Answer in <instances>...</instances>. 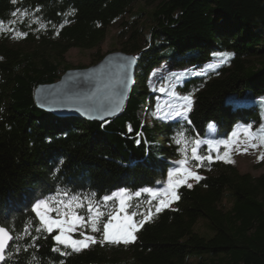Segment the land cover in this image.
<instances>
[{"label": "trees", "instance_id": "trees-1", "mask_svg": "<svg viewBox=\"0 0 264 264\" xmlns=\"http://www.w3.org/2000/svg\"><path fill=\"white\" fill-rule=\"evenodd\" d=\"M136 1L0 0V222L19 237L6 250L13 252L6 264H192L193 258L264 264V174L205 161L215 172L191 188L180 186L175 207L159 213L156 199L143 191L166 177L180 136L189 141L203 137L211 121L215 135H225L238 121L262 118L261 102L240 109L229 97L264 94V0L160 1L147 12L155 26L146 42L138 36L144 35L145 22L132 34L129 50L123 48L139 55L136 76L125 107L110 119L58 117L36 103L39 85L57 81L61 71L72 68L64 63L67 52L97 46L109 25ZM144 13L143 7L137 11ZM17 32L27 33L23 44L12 43ZM218 58L223 62L205 70ZM166 61L188 68L176 80L177 89L193 95L191 110L171 119L154 114L155 95L148 84L151 72ZM121 189L131 197L127 210L137 214L136 220L149 211L155 215L136 232L135 242L102 244L103 224L119 206L116 197L102 198ZM72 196L83 201L78 214L85 220L89 200L93 213H103L97 225L101 231L83 230L97 241L86 249L73 252L59 245L61 251L54 252L56 232L35 231L39 220L32 206L46 197L67 201ZM225 198L229 207L222 205ZM200 220L209 235L196 229Z\"/></svg>", "mask_w": 264, "mask_h": 264}, {"label": "rangeland", "instance_id": "rangeland-1", "mask_svg": "<svg viewBox=\"0 0 264 264\" xmlns=\"http://www.w3.org/2000/svg\"><path fill=\"white\" fill-rule=\"evenodd\" d=\"M162 0H138L136 1L129 12L124 14L122 17L114 21L108 27V32L106 37L95 47L93 48H78L72 47L65 56V64H69L73 67L80 66H91L92 64L97 63L101 60L102 56L113 51H123V48L126 47L129 50L130 46L133 43L132 34L135 32L137 28H141L142 24H145L144 35L141 33L140 35L142 43H145V35H149L152 27L155 26V22L153 19H150L149 14ZM144 8L145 13L142 15H138L137 11L139 8ZM131 37V38H130ZM12 43L15 44H23L25 41V36L17 37L16 35L11 36ZM30 47L33 48V45ZM137 54V52L135 53ZM215 62H211L208 65H205V70L212 68L214 64H220L223 62L222 58H218L214 60ZM184 67H177L171 61L162 62L158 65L150 74L148 79L149 88L154 92L155 101H154V114L156 116H160L163 114H170V119L175 115L177 111H183V105L186 102L183 100L184 96H190L193 102V95L180 93L177 89V82L180 78L185 74L182 71ZM63 74L64 71H61ZM167 78V79H166ZM167 80V81H166ZM163 89V91H161ZM229 100L235 105L239 106L240 109L250 107L253 102H261L259 103V109L263 112V116L260 120H252L251 122H242L238 121L235 123L233 129L229 134L223 135L222 133H218L215 135L217 130L214 122H210L207 127V135L203 137H199L201 143L199 145L195 144V140L189 141L182 136L178 140L181 141L179 144L177 152L178 156H171L169 161L171 163L170 168L167 171L166 177L159 183L156 188H147V189H160L161 192L158 195H152L154 199H156L157 203H159L160 199L169 198L167 196V189L169 188V182L180 179L181 177L176 174L173 170L182 168V165L179 163L182 159H187L188 163L185 165L186 167L191 168L196 171L199 175L204 176L206 174H212L215 172V168L213 165H205L203 164L205 161L206 164L217 163V162H225L221 159H215L217 154L223 156L224 152L227 150L229 152L228 159L233 162V165L237 166V168L241 172H250L253 175H261L264 174V159H259L258 157L264 153V142L261 141V137H264V94L260 96H255L251 91H246L243 96H230ZM192 107V106H191ZM189 112V111H187ZM148 113L145 110L141 111V116L143 119L149 121ZM249 125H251V129H249ZM228 140L229 146L227 149L224 148L223 144L219 143L220 141ZM211 142V143H209ZM255 144L256 147H252ZM196 147L198 149V154L202 156H208L211 154L213 159L211 161L205 160L200 167H195L198 163L197 161L192 159V148ZM246 149V150H245ZM218 150V152H217ZM173 172V175L170 177L169 172ZM188 183H191L192 186L196 183L191 178L188 179ZM186 184H181L176 188L178 191L179 187ZM125 190V189H121ZM121 190L116 191V198L119 200L118 209L113 213L112 216L119 217V220H113V224H118L120 220L123 219L124 215H131L128 212V198L129 194L126 192H121ZM149 193V192H148ZM123 198L126 200V208L125 212H121L120 208V199ZM175 202H171V208L175 207ZM223 206L229 207L231 205V201L228 198H225ZM43 210V209H42ZM53 216H55L52 213ZM134 222H139L133 216ZM196 229L203 234L209 235L210 229L207 223L204 220H200L196 226ZM56 233L57 230H54ZM86 233V232H85ZM87 235H92L86 233ZM136 235V233H135ZM73 239H82L79 231L72 233ZM96 238V237H95ZM192 264H211L209 259H201L197 261L196 258L190 260Z\"/></svg>", "mask_w": 264, "mask_h": 264}, {"label": "snow or ice", "instance_id": "snow-or-ice-1", "mask_svg": "<svg viewBox=\"0 0 264 264\" xmlns=\"http://www.w3.org/2000/svg\"><path fill=\"white\" fill-rule=\"evenodd\" d=\"M12 3H16V0H12ZM75 12V9L72 10V13ZM15 16L16 13H13ZM70 21L65 19L64 23L67 24ZM41 27H44L42 24ZM60 27H63L61 25ZM2 26H0V31H2ZM57 34H59L57 32ZM26 32H17L16 36H26ZM163 91V89H161ZM183 100L186 102L183 105L184 111H177L175 112V115L180 116L184 115L187 111L191 110L192 106V100L190 96H184ZM2 111V110H0ZM249 129H251V125L248 126ZM131 130V128L129 129ZM261 141L264 142V137H261ZM176 144H181L180 140L175 141ZM201 141L199 139L195 140V144L199 145ZM211 143V142H209ZM219 143L223 144L224 148L227 149L229 146L228 140L220 141ZM252 147H256L255 144L252 145ZM246 150V149H245ZM192 159L197 161L198 163L195 165V167H200L202 163L205 160L211 161L213 159V156L209 154L208 156H202L198 154V149L196 147H193L192 150ZM218 152V150H217ZM229 152L226 150L223 154V156L217 154L215 159H221L225 162H233L228 159ZM259 159H264V153L261 154ZM182 165V168L173 170L176 172L178 176H180V179L169 182V188L167 191V196L169 198L160 199L158 205L155 208V213H159L164 208H168L173 201H178L180 199V196L178 195L176 188L181 184H186L188 188L192 187L191 183H188V179L191 178L195 182H199L205 177L199 175L196 171L192 170L189 167H186L188 161L187 159H182L179 162ZM60 164H63V160L60 161ZM170 177L173 175V172H169L168 174ZM127 190H121V192H126ZM143 191L149 192L153 195H158L161 190L160 189H144ZM64 196H67L68 193H63ZM116 193H113L111 196L105 195L102 199L104 202H107L111 199H113L114 196H116ZM141 192L137 191L135 192V196H140ZM128 199H131L129 197ZM77 201H80L79 203H76ZM126 200L121 198L120 199V208L119 210L121 212H125L126 208ZM84 207L83 201L79 196H72L69 200L64 201L62 199H58L56 197H46L44 199L37 200L33 206L32 211L36 214V218L39 220V226L36 227L35 231L39 233L47 232V233H53L54 230L58 229V232L52 237L56 241V246L53 247L54 252H60L61 249L59 245H63L65 249L72 248L73 252H79L82 249H86L90 246V244H95L96 238L93 235H87L85 231H83L86 228H90L91 231L97 232L101 231V228H99L98 221L100 217L103 215L102 212L99 210L95 211L93 213V205L91 200L88 201V208L87 211L90 213V215L87 217V220H85L84 216L79 215V210ZM43 209V210H42ZM52 213H55L56 215L53 216ZM155 213H152L149 211L148 215H145L143 219H141L138 223L133 221V216L137 215L135 212H133L131 215L125 214L123 219L120 220L118 224H113V220H119V217L109 215V219L107 223L103 224L102 227V239L99 241L100 243H110V244H120L123 243L125 245L131 244L135 242L136 235L135 233L139 230L140 227L143 226V224L146 221H149L153 218ZM27 232V229H25ZM79 231L80 236L82 239H73L72 233ZM13 239H19V237H14L11 232L3 226V222H0V264H6L7 260L12 259L13 252L8 251L6 252V249L9 248L8 242ZM33 241L37 240V237H32ZM31 246V245H30ZM14 251L15 253H19L21 251V248L18 245H14ZM24 251H27L25 248ZM67 254V253H65Z\"/></svg>", "mask_w": 264, "mask_h": 264}, {"label": "water", "instance_id": "water-1", "mask_svg": "<svg viewBox=\"0 0 264 264\" xmlns=\"http://www.w3.org/2000/svg\"><path fill=\"white\" fill-rule=\"evenodd\" d=\"M138 57L113 51L91 66L70 68L57 81L36 88V103L58 117L110 119L126 105Z\"/></svg>", "mask_w": 264, "mask_h": 264}, {"label": "built area", "instance_id": "built-area-1", "mask_svg": "<svg viewBox=\"0 0 264 264\" xmlns=\"http://www.w3.org/2000/svg\"><path fill=\"white\" fill-rule=\"evenodd\" d=\"M182 71L186 72V71H188V68H184V69H182ZM183 111H184V110H183Z\"/></svg>", "mask_w": 264, "mask_h": 264}, {"label": "bare ground", "instance_id": "bare-ground-1", "mask_svg": "<svg viewBox=\"0 0 264 264\" xmlns=\"http://www.w3.org/2000/svg\"><path fill=\"white\" fill-rule=\"evenodd\" d=\"M167 79V78H166ZM167 81V80H166Z\"/></svg>", "mask_w": 264, "mask_h": 264}]
</instances>
